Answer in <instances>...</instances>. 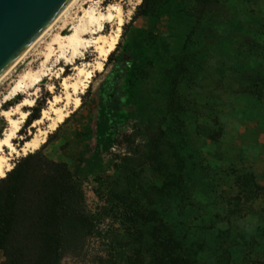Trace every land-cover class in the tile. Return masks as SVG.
Listing matches in <instances>:
<instances>
[{
  "label": "rangeland",
  "instance_id": "rangeland-1",
  "mask_svg": "<svg viewBox=\"0 0 264 264\" xmlns=\"http://www.w3.org/2000/svg\"><path fill=\"white\" fill-rule=\"evenodd\" d=\"M96 1H103V9L110 3L123 8L120 48L80 94V107L51 129L38 149L72 170L85 192L87 209L103 229L102 237L88 239L62 264H104L106 256L122 253L118 246L113 250L110 236L119 224L101 209L97 178L113 175L120 156L144 142V127L168 114V103L175 100L186 111L190 146L196 150L189 186L197 185L200 199L191 203L185 218L198 264H224L226 259L264 264V0L224 1L219 33L212 39L206 33L191 34V17L179 14L169 19L168 11L178 12L182 0H162L164 14L136 20L142 0ZM79 5L70 13L75 20L82 15ZM58 28L0 85V137L10 127L3 108H14L27 96L21 94L4 104L5 95L22 73L43 68L44 48ZM117 28L115 20L107 24L106 32ZM185 52L195 54L194 58L185 61L187 69L176 70ZM90 53L88 60L94 62L98 56L94 47ZM55 61L46 64L52 74L48 72L37 91L30 89L28 94L35 99L34 106L42 107L41 118L55 95L64 92L63 77L76 73L73 65L62 61L54 66ZM61 67L65 71L56 77ZM34 106L25 107L27 119ZM27 119L15 139L19 146L50 122L27 126ZM205 128L215 140L204 134ZM27 154L16 155L13 166Z\"/></svg>",
  "mask_w": 264,
  "mask_h": 264
},
{
  "label": "trees",
  "instance_id": "trees-1",
  "mask_svg": "<svg viewBox=\"0 0 264 264\" xmlns=\"http://www.w3.org/2000/svg\"><path fill=\"white\" fill-rule=\"evenodd\" d=\"M224 1L228 2L182 0L178 12L168 11L169 19L179 14L191 17V34L206 33L212 39L219 33ZM161 5L162 0H142L133 20L164 14ZM189 54L185 52L176 70L187 69L184 64L195 55ZM168 109L157 123L144 127V142L120 156L113 175L97 178L95 192L103 202L101 209L119 224L110 236L113 250L116 246L122 250L119 256H106L104 264L199 262L185 218L191 203L200 199L197 185L189 186L196 150L190 146L186 111L176 100L168 103ZM41 111V106L32 108L27 126L41 118ZM204 134L215 140L209 129ZM102 235L103 229L87 209L81 183L65 163L37 150L17 159L6 177L0 178V264H62L88 239ZM224 264L240 262L226 259Z\"/></svg>",
  "mask_w": 264,
  "mask_h": 264
},
{
  "label": "bare ground",
  "instance_id": "bare-ground-1",
  "mask_svg": "<svg viewBox=\"0 0 264 264\" xmlns=\"http://www.w3.org/2000/svg\"><path fill=\"white\" fill-rule=\"evenodd\" d=\"M90 2L94 4H91L90 8H86V5ZM102 2H97L96 0H69L45 29L0 75L1 85L3 81L10 78L16 68L28 58L32 51L36 50L41 44H45L47 37L61 24L57 33L55 35L53 34L54 36L50 42L48 41L49 43L46 44V47H43L46 49L43 53L45 58L43 68L41 67L42 69L38 71L27 70L22 73L19 79L14 82L10 92L5 95L4 102L2 101L6 104L9 101L16 100L21 94H27L22 100L20 99V102L16 103L15 107L13 106L14 108L8 110L3 108L2 115L6 118L10 127L0 137L1 178L6 177L7 172L12 170V162L16 155L20 156L21 153L24 155L40 149L42 144L47 140L49 131L51 129L55 130L64 122L73 109L76 110L80 107L82 104L80 94L85 91L91 79L95 77V74L104 70V62L117 47L121 28L124 25V19L122 17L123 8L120 4L110 3L107 8L103 9L101 6ZM77 5L80 7L79 11L82 12V15L75 20L70 17V13ZM115 20H117L118 28L115 32L112 31L111 34L109 33V35L106 32L107 24ZM75 21L76 24L72 25ZM93 47L98 56L97 58L95 57L96 60L94 62H91L88 60V56L92 55L90 52ZM54 58L56 59L54 66L60 65L64 61L68 65H73V70L76 73L63 77L64 92L61 95H55L51 101L50 109L44 110L43 117L35 121L38 124L43 120L50 121L47 128H39L30 139L25 140L24 144L19 146L15 144V139L18 138L22 123L27 119L28 113L24 109L26 106H34L35 104V99L30 98L28 95L29 91L30 89L36 90L44 78L49 75V71L52 68H48L46 64L50 63ZM78 60H83L82 64L79 63V65L77 63ZM40 66L42 65L40 64ZM63 71L65 69L61 67L56 77H61ZM53 87L54 85L49 90Z\"/></svg>",
  "mask_w": 264,
  "mask_h": 264
},
{
  "label": "water",
  "instance_id": "water-1",
  "mask_svg": "<svg viewBox=\"0 0 264 264\" xmlns=\"http://www.w3.org/2000/svg\"><path fill=\"white\" fill-rule=\"evenodd\" d=\"M68 1L0 0V75L45 29Z\"/></svg>",
  "mask_w": 264,
  "mask_h": 264
}]
</instances>
